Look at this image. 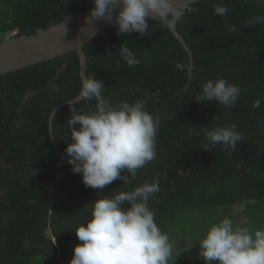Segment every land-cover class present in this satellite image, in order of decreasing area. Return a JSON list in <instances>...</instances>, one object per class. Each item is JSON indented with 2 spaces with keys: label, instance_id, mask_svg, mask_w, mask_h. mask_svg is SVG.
Segmentation results:
<instances>
[{
  "label": "trees",
  "instance_id": "obj_1",
  "mask_svg": "<svg viewBox=\"0 0 264 264\" xmlns=\"http://www.w3.org/2000/svg\"><path fill=\"white\" fill-rule=\"evenodd\" d=\"M218 3L230 8L226 18L213 14ZM93 5L91 0H0V42L9 32L29 36ZM190 9L175 30L191 55L156 21H149L150 35L144 38L118 36L114 27L82 47L85 73L104 82L105 98L113 105L146 99V110L159 116L157 156L130 185L117 179L103 189L85 187L67 163V103L80 89L75 51L0 76V264H69L82 243L74 231L91 218L87 204L145 181H159L149 207L171 244L174 237L193 233L190 242L199 252L208 229L225 217L234 227L264 228V25L247 26L264 14V4L200 0ZM225 19L238 31H226ZM121 44L137 53L139 65L118 62ZM178 62L191 63V78L177 71ZM217 78L241 88L235 106L193 101L206 80ZM95 103L82 100L73 107L90 112ZM52 111L55 139L47 131ZM232 124L243 137L235 151L219 145L204 150L206 130ZM234 206L243 207L239 215ZM49 229L58 244L47 237ZM185 245L173 249L168 264H204Z\"/></svg>",
  "mask_w": 264,
  "mask_h": 264
},
{
  "label": "clouds",
  "instance_id": "obj_2",
  "mask_svg": "<svg viewBox=\"0 0 264 264\" xmlns=\"http://www.w3.org/2000/svg\"><path fill=\"white\" fill-rule=\"evenodd\" d=\"M94 8L85 17L87 24L103 20L114 23L118 36L132 33L144 38L150 35L149 21H156L172 32L191 11L188 2L177 0H91ZM264 4V0H258ZM91 7V6H90ZM230 8L222 3L213 6V14L226 18ZM227 24L226 31L235 33L237 26ZM264 25V14L255 15L247 26ZM13 32V31H12ZM17 31H15L16 35ZM15 35L13 37H15ZM8 39H3L5 41ZM0 42V43H1ZM118 62L139 65L137 53L121 44L116 50ZM112 56L111 52L107 53ZM177 71L191 78L190 62L176 64ZM104 82L93 74L80 75L78 94L68 101L71 116L67 120L64 139L70 141L64 152L74 174H80L85 187L103 189L119 179L132 184L138 170L157 156L159 116L146 110V99L134 103L122 101L113 105L103 95ZM241 88L224 78L208 79L193 101L215 102L225 107L235 106ZM82 100H95L94 110L84 112L76 106ZM54 111L48 118V135H52ZM235 124L205 131L204 150L219 145L224 151H235L242 142ZM126 170L128 175H121ZM160 191L159 181H145L130 191L116 190L110 197L96 199L91 206V218L75 232L78 241L69 264H168L173 246L167 233L161 231L156 213L149 200ZM199 256L204 264H264V228L234 227L229 217L211 226L199 242ZM67 264L65 261H60Z\"/></svg>",
  "mask_w": 264,
  "mask_h": 264
},
{
  "label": "water",
  "instance_id": "obj_3",
  "mask_svg": "<svg viewBox=\"0 0 264 264\" xmlns=\"http://www.w3.org/2000/svg\"><path fill=\"white\" fill-rule=\"evenodd\" d=\"M200 0H177V5L188 2L190 4ZM94 5L79 14L67 17L63 22L47 29H39L29 36L12 37L0 43V76L11 73L38 63L52 60L58 56L75 51L79 57L80 75L85 73L86 58L82 47L97 35H104L114 23H105L103 20L85 22ZM190 8V7H189ZM181 42L183 48L191 55L190 50L181 36L172 31ZM69 106V103H67Z\"/></svg>",
  "mask_w": 264,
  "mask_h": 264
},
{
  "label": "rangeland",
  "instance_id": "obj_4",
  "mask_svg": "<svg viewBox=\"0 0 264 264\" xmlns=\"http://www.w3.org/2000/svg\"><path fill=\"white\" fill-rule=\"evenodd\" d=\"M14 35H15V31L9 32V33H7L5 39H10ZM242 208H243L242 206H234L233 207V214L234 215H239V213L241 212ZM46 235H47L48 238H50L52 244H54V243L58 244V239H56L54 237L53 230L49 229L47 231ZM187 235H183L181 237L180 236H177V237H174L172 239V246H173L174 251H177V249H176L177 248V245L181 247L185 243L186 244L185 245L186 248L190 249V251H193L194 253H196L197 255H199V252H197V249H195V251H194V245L190 242V240L192 238H194V234L193 233H188ZM43 249H47V248L44 247ZM57 264H62V263H57Z\"/></svg>",
  "mask_w": 264,
  "mask_h": 264
}]
</instances>
